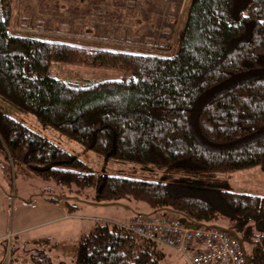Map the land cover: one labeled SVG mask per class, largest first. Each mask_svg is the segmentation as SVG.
Listing matches in <instances>:
<instances>
[{"label": "trees", "instance_id": "obj_1", "mask_svg": "<svg viewBox=\"0 0 264 264\" xmlns=\"http://www.w3.org/2000/svg\"><path fill=\"white\" fill-rule=\"evenodd\" d=\"M16 17L14 0H0L1 101L35 115L105 162L175 173L168 181L106 174L1 105L0 156L75 192L44 198L63 200L69 214L77 207L69 199L89 191L93 204L142 201L151 209H135L126 224L98 223L82 233L73 264H160L167 255L160 245L187 264L185 254L129 229L145 214L175 217L190 228L218 227L238 237L245 250L251 245L247 264H264V196L188 176L264 170V0H190L177 40L160 48L170 51L165 54L58 40L42 25L49 22ZM59 64L116 70L121 77L71 87L56 76ZM31 243L26 263L18 257L5 262L9 242L3 238L0 264H54L49 237Z\"/></svg>", "mask_w": 264, "mask_h": 264}, {"label": "rangeland", "instance_id": "obj_2", "mask_svg": "<svg viewBox=\"0 0 264 264\" xmlns=\"http://www.w3.org/2000/svg\"><path fill=\"white\" fill-rule=\"evenodd\" d=\"M189 2L190 0H14V9L18 18L20 15L34 16L49 22L50 26L41 24L45 29L48 28L49 35L58 40L89 47L165 54L170 51L165 52L160 48H167L177 40ZM13 29L17 30L15 22ZM55 72L68 86L82 88L88 87L93 81L121 77V72L116 70L66 64L57 65ZM1 105L17 120L90 162L96 169L104 170L106 174L142 180L173 179L174 172L168 174L164 170L150 169L134 162L113 159L105 162L97 154L85 151L79 143L67 138L57 129L43 124L35 115L0 100ZM188 176L198 182L213 184L219 189L264 196V170L260 167ZM60 192L75 194L74 191L61 189L55 183L43 180L23 165H13L0 156V241L4 238L9 242L5 262L18 257L21 262L26 263V259H29L26 253L34 251H28L35 246L31 243L32 240L49 235L53 242L52 254L50 253L53 263L73 264L82 233H88L98 223L126 224L135 209L151 212L150 207L142 201H132L129 206L93 204V196L89 191L88 196L69 199L71 206L77 205L73 208L76 217L36 226L50 218L65 215L57 202L42 196H56ZM2 235L4 236L1 237ZM11 246L14 248L12 255ZM160 248L167 253L160 264L185 263L181 254L163 245ZM250 250L251 245L246 244L247 255H250Z\"/></svg>", "mask_w": 264, "mask_h": 264}, {"label": "built area", "instance_id": "obj_3", "mask_svg": "<svg viewBox=\"0 0 264 264\" xmlns=\"http://www.w3.org/2000/svg\"><path fill=\"white\" fill-rule=\"evenodd\" d=\"M129 229L185 254L187 264H247L241 240L218 227L190 228L175 217L145 214L137 216ZM195 241L202 245L201 250H196Z\"/></svg>", "mask_w": 264, "mask_h": 264}, {"label": "crops", "instance_id": "obj_4", "mask_svg": "<svg viewBox=\"0 0 264 264\" xmlns=\"http://www.w3.org/2000/svg\"><path fill=\"white\" fill-rule=\"evenodd\" d=\"M46 199V198H45ZM58 205H59V207H60V209H61V211L62 212H64L65 213V215L64 216H62V217H55V218H53V219H49L48 221H43V222H41V223H39L38 225H36V226H39V225H46V223H54V222H56V221H60V220H63V219H70V218H74V217H76L75 216V214H69L68 212H67V209H66V206H65V202L62 200V201H60V202H58ZM4 235H2L1 237H3ZM46 235H44L43 237H45ZM49 236V235H48ZM47 236V237H48ZM43 237H41V238H43ZM50 237V236H49ZM36 239H38V238H36Z\"/></svg>", "mask_w": 264, "mask_h": 264}]
</instances>
